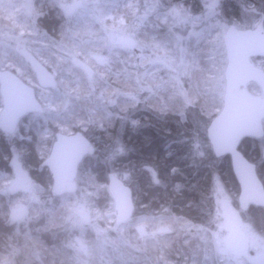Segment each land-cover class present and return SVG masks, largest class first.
<instances>
[{
    "label": "trees",
    "instance_id": "16d2710c",
    "mask_svg": "<svg viewBox=\"0 0 264 264\" xmlns=\"http://www.w3.org/2000/svg\"><path fill=\"white\" fill-rule=\"evenodd\" d=\"M27 1L31 2L32 9L35 6L39 11L36 30L48 40L43 44L56 45L68 40L73 29L82 24L77 18H67L68 10L63 8L61 0ZM239 1L245 8L255 9L259 19L264 15V0ZM172 2L185 6L195 15L201 11L198 0ZM223 2V17L240 27V4L236 6L234 0ZM0 20H6L5 15L0 13ZM156 27L155 22L150 24L152 35L157 32ZM137 56L134 52L133 57H122L129 62V67L120 62L121 78L141 80V75L135 71V63L140 60ZM254 62L264 69L263 59ZM10 64L1 66L15 69ZM249 89L253 93L260 92L256 84H251ZM173 92L166 87L156 95L160 108L151 100L127 112H122L119 107L113 110L98 94L86 96L81 92L82 98L67 112L57 110L26 116L23 120L29 116L34 120L26 137L18 143L9 142L7 134L0 131V180L12 173L10 163L14 151L21 153L38 185L32 191L38 192L36 196L40 202L38 208L35 206L40 212L39 220L25 227L10 222L7 213L10 203L4 196L0 197V257L15 258L17 264H148L147 257L153 258V249L158 251L160 245L172 264H187L186 260L199 257L196 252L192 258L186 250L189 246L197 251L201 247L195 237L189 239L191 245L184 246L188 239L182 236L187 233L182 225L211 226L216 215L215 190L222 187L238 202L240 187L235 180L231 157L216 158L207 139V129L222 110L223 103L211 104L212 108L198 103L194 105L197 111L193 113L188 110L189 103L186 105L182 99L172 98ZM87 124L92 127L87 129ZM54 127L64 128L69 133L83 132L92 144V151L80 165L78 176L83 188L91 194L93 208L100 213L113 209L107 187L110 174L116 175L132 190L135 212L120 228H111L115 225L112 219L107 223V220L96 218L72 227L70 224L54 227L53 222L66 205L67 196L53 194L52 175L44 166L45 155L41 156L38 150L42 145L39 135ZM239 149L257 166L259 179L264 184V138H245ZM52 201L54 205L50 204ZM249 211L256 219V228L264 232V209ZM258 212L263 215H257ZM162 225L168 232L158 231ZM103 230L107 231L103 233ZM30 242L34 244L30 245ZM32 246L34 263L28 262L26 257V254H32Z\"/></svg>",
    "mask_w": 264,
    "mask_h": 264
},
{
    "label": "rangeland",
    "instance_id": "374dc122",
    "mask_svg": "<svg viewBox=\"0 0 264 264\" xmlns=\"http://www.w3.org/2000/svg\"><path fill=\"white\" fill-rule=\"evenodd\" d=\"M62 1L63 8L68 10L65 12L67 18H77L82 24L73 29L68 40L49 45L42 43L48 40L36 30L39 27L37 19L39 11L35 6L34 10L32 9L31 2L29 4L27 0H0V13L6 17V20H0V69L8 70L1 65L11 63L15 71L12 69L10 71L36 90L44 113L57 110L61 113L63 110L67 112L68 108L82 98L81 92L86 96L98 94L99 98L106 99V103L111 105L113 110L119 107L122 112L134 111L138 106L151 100L155 107L160 108L156 95L166 87L174 90L172 98L182 99L186 105L189 103V112L195 113L197 108L194 105L198 103L203 107L212 108L213 104L223 103L225 93L227 54L224 36L227 30L231 26L244 30L255 29L261 22L259 13L255 9L245 8L239 0L234 1L236 6L240 4L241 8L240 27L229 23L223 17L221 12L224 8L223 0H198L201 2L202 11L198 15L189 12L181 4H174L172 0ZM152 22L157 24L158 32H153V35L149 32L152 30L149 29ZM22 46L24 48H21ZM27 47L30 49L33 47V51ZM22 51L32 54L53 74L56 81L55 89H44L39 85L35 72L28 65L23 55L25 52L22 54ZM134 52H137L140 59L135 63L137 69L135 71L139 72L141 80H135L136 82L131 77L128 78L130 81L126 79L127 77L121 78L120 72L122 70L120 62L129 67V62L122 57H133ZM203 54L211 56L204 58ZM127 59L131 61L133 58ZM87 68L92 70L93 74L88 73ZM180 108L183 109V107L178 109L181 110ZM2 109L0 92V114ZM98 115L102 116L100 113ZM33 120L34 117L30 116L26 120H21L16 133L6 135L8 141L18 143L23 136L26 137ZM91 127L87 124V129ZM58 133L73 134L64 128L47 129L39 135L42 145L38 150L41 156L45 155V158L49 156L56 139L55 134ZM22 157L21 153L14 151L10 163L12 173L2 176L0 180V197L4 196L10 203L7 211L10 222L14 211L21 209L22 218L16 224L28 227L34 225V220H39L37 216L40 212L35 206L38 208L40 202L36 196L38 192L26 194L14 187L15 159H18L23 169L29 173V167L24 164ZM77 177V180L68 187L69 191L64 201L66 205L61 212L59 211L60 213L58 212V218L53 222L54 227L67 224L72 227L96 218L101 221L107 220V223L112 219L115 225L111 228H117L119 225L114 200L112 210L100 213L93 208L91 194L83 188L81 177ZM33 185V188L38 186L35 181ZM51 189L53 190V187ZM235 200L234 196L219 186L215 190L216 215L212 225L208 227L182 225L183 231L187 232L182 233V236L188 239L184 246L191 245L189 239L195 237L201 247L198 251L191 246L186 249L192 258L194 253L199 254L195 260H186L187 264H248L238 254L235 233L225 212L228 207L233 208L240 219L243 218L244 228L250 234L253 243L263 246L264 238L257 235L247 222L253 213L241 211ZM52 203L53 201L50 202ZM158 231L164 233L168 232V229L162 225ZM31 244L34 243L30 242ZM148 254L150 256V250ZM26 257L28 262L34 263V246L32 254H26ZM147 258L148 264L149 262L172 264L162 245L158 251L153 249V258ZM14 259L0 257V264H17Z\"/></svg>",
    "mask_w": 264,
    "mask_h": 264
},
{
    "label": "water",
    "instance_id": "95a60500",
    "mask_svg": "<svg viewBox=\"0 0 264 264\" xmlns=\"http://www.w3.org/2000/svg\"><path fill=\"white\" fill-rule=\"evenodd\" d=\"M255 29L240 30L232 26L224 36L227 53L225 70V94L222 111L215 116L207 130L208 140L216 158L229 155L232 169L240 187L239 201L243 211L249 206L264 208V184L259 179L257 166L251 163L239 147L245 138H264V72L256 67L252 58L264 59V17ZM27 62L44 89L56 87L51 72L30 53L25 52ZM88 73L93 74L89 68ZM251 83L257 84L262 95H254L247 89ZM0 92L3 111L0 114V130L7 134L15 133L18 122L27 114H42L44 107L37 99L35 89L23 82L11 71L0 70ZM56 141L50 155L44 162L53 177V194L64 196L68 187L75 182L79 165L91 152V142L81 132L73 135L56 134ZM16 190L30 193L33 179L15 159ZM108 190L114 199L117 224L123 225L134 215L135 206L132 190L122 180L110 174ZM229 223L236 229L242 255L249 257L250 238L242 228L241 219L235 210L228 207L225 211ZM22 218V210L14 211L12 221Z\"/></svg>",
    "mask_w": 264,
    "mask_h": 264
},
{
    "label": "flooded vegetation",
    "instance_id": "af4514ba",
    "mask_svg": "<svg viewBox=\"0 0 264 264\" xmlns=\"http://www.w3.org/2000/svg\"><path fill=\"white\" fill-rule=\"evenodd\" d=\"M239 208H240V206H239ZM260 208H262V207L249 206L248 210L243 211L241 209V211H243L244 213H246V212L248 213V212H250L249 210L260 209ZM254 220H256V219L255 218H249V219H247V222L251 224L252 228L254 229L255 233H257V235H259L260 237L264 238V232H259V230L254 225V223H256V222H254ZM240 222L242 223V227L245 230V228H244L245 221L243 220V218H241ZM232 228H233L234 233H235V242H236L235 244L238 246V251H239L238 254H240V256L244 260H246L248 262V264H264V244H263V246H261L260 244L259 245H255V243H253L254 241L251 239L250 234L245 230L248 233L249 237H250V242H249L250 243V250H249V253H248L249 257L243 256L241 254L242 251L240 249V243H239V241L237 239L238 234L236 232V229L233 226H232Z\"/></svg>",
    "mask_w": 264,
    "mask_h": 264
}]
</instances>
